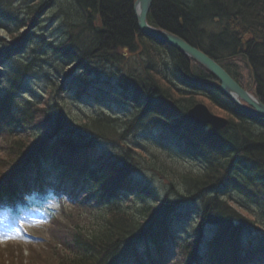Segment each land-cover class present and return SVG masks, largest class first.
Returning <instances> with one entry per match:
<instances>
[{"label": "trees", "instance_id": "16d2710c", "mask_svg": "<svg viewBox=\"0 0 264 264\" xmlns=\"http://www.w3.org/2000/svg\"><path fill=\"white\" fill-rule=\"evenodd\" d=\"M2 1L14 8L15 16L21 7L19 1L23 2ZM45 2L36 0L24 10L21 9L27 26L34 23V15L36 17L50 9H47ZM62 3L67 6L63 8L57 5L58 18L69 29L65 30L62 43L51 49L65 63L58 61L49 65L46 59L44 61L47 64L44 70L48 68L45 78L47 81L55 79L46 90V97L52 102L56 101L57 106L51 104L42 108L36 103L27 110L23 107L22 112H12L7 93L5 97L0 94L1 128L5 133L7 149L11 151L7 155L13 157L0 171V190L10 191V186L4 183L11 181L13 173L28 160L43 163V155L59 158L56 153H65L59 158L62 163L66 159L72 161V167H78L76 176L79 178L82 175L91 186L89 200L91 208L96 209L91 220L96 224L85 226L80 231L76 228L74 236L67 237V243L59 247L60 254L58 246H53V254L60 258L52 264H148L163 259L171 263L177 255L181 258L180 264H227L229 259H232L230 264H264V232L261 230L264 228V216L251 215L239 209L241 223L236 226L229 207L223 201L215 196L212 202L202 198L204 183L218 186L223 179H229L230 189L259 187V193H255L264 197V120L245 115L232 104L217 86L209 84L211 80H216L198 64L192 60L190 62L172 46L139 31L132 10L133 0H63ZM72 8L79 15L76 18L71 16ZM95 10L100 13L98 27L89 18L90 12ZM147 21L151 26L179 35L220 61V65L240 86L264 102V0H152ZM221 26L225 29L224 34L218 31ZM17 30L9 35L11 39L23 38ZM84 34L89 35L88 39L81 38ZM228 38L231 41H227ZM1 45L5 43L0 42ZM64 47L71 51L72 56L82 59L86 55L83 64L86 63L93 71V65L108 68L105 74H114L110 67L123 69L124 75L118 76L116 82L132 93L141 86L145 96L129 100L132 108L123 117H112L105 113L78 114L76 110L74 113L73 104L77 101L63 98L60 90V78L64 76L63 69L68 64V59L65 60L62 55ZM122 49L127 52L138 49L140 56L144 54L147 57L144 66L139 68L142 75L139 69L135 75L134 70L126 64L119 52ZM28 54L20 58L17 53L9 58L7 69L0 77L3 83L11 87L8 94L24 76L41 67L37 65L41 55L34 48L32 59H27ZM233 54L237 55L224 59ZM245 55L248 64L243 59ZM185 72L195 74L197 79ZM89 77L83 80L88 81ZM180 81L187 84L180 85ZM2 86L0 84V92ZM127 93L130 94L129 91ZM93 102L103 103L100 98ZM143 102L147 103L143 106ZM196 102H207L208 106L216 108L211 109L213 112L226 114L229 118L226 127L212 131L190 120L186 111ZM153 117L160 118L155 123L159 136L145 132L147 123L154 122ZM17 118H21V121H17ZM28 122L30 125L33 122L45 123L46 128L43 131L38 129L33 136L20 132L15 135V127L22 128L20 124L25 127ZM31 128L28 130L31 131ZM58 132L60 137L51 146L50 152L36 154V150L48 146H44V139ZM177 141L181 145L176 144ZM106 144L115 146L105 148ZM95 145L104 149L102 160L117 157L111 161L112 165L109 163L110 167L105 164L106 161L101 164L92 158L86 162V159L77 157L74 163L73 149L87 150ZM204 150L209 151V157L217 159L213 164L226 163L224 170L214 165L202 170V174L197 172L191 155ZM107 151L111 154H106ZM120 163L121 170L117 169ZM65 164L71 169L67 162ZM125 168H141L150 172L147 192L141 188L128 200L122 198L119 193L120 188L126 186L121 178ZM231 168L235 169V176L230 173L232 179L227 173ZM114 176L116 179L112 184ZM148 193L154 196V200L144 197ZM212 203L217 207L214 210L210 206ZM107 206L110 208L106 209ZM164 211H168L170 216L166 217ZM193 212L196 217L192 215ZM232 228L253 229L259 232L260 237L258 239ZM117 241L121 242L120 257L116 263L114 258L106 262V246L113 244L116 250ZM173 250L175 255L171 253ZM11 252L8 251L7 256H12Z\"/></svg>", "mask_w": 264, "mask_h": 264}, {"label": "rangeland", "instance_id": "374dc122", "mask_svg": "<svg viewBox=\"0 0 264 264\" xmlns=\"http://www.w3.org/2000/svg\"><path fill=\"white\" fill-rule=\"evenodd\" d=\"M9 1L11 2L12 0H9ZM30 1L33 3L36 0H30ZM62 1L63 0H56V2L52 3L54 6L56 5L55 8H52L54 6L47 7V9L50 8L51 10L49 9L46 11V13L45 12L40 13V15L36 16L38 21H35L34 26L31 29H29L31 31L30 32L28 31L27 36H25V38L27 39L24 42L26 44L25 48L23 50V46L17 47L16 51L18 53H21L22 55H27L29 46L32 45V46H35L36 49L48 50L45 53L53 54L51 56H57V54L51 49V47H55V45L61 44L62 36L65 35L64 34L65 30L69 29V28H65L64 24L61 23L62 22L61 19L58 18L57 5H61V7L63 8L67 6L65 5V3H62ZM28 3L29 2L26 3L25 0H23V2L19 1V4H21V7L17 9L18 16H15L14 17L15 19L17 18L24 19V15H23L24 11H22L21 9L23 8L24 10L26 7H28ZM133 3H134V0H133ZM15 4H17V2H15ZM2 6L5 9H7L6 7H8L6 2L4 3L2 2ZM77 11H78V8H77ZM83 12L87 13L88 10H83ZM70 13H72L71 16L73 18L74 17L76 18L77 16H79L75 8H72ZM89 18L91 19V23L94 26H97V27L100 26V13L97 10H95L94 12L91 11ZM75 22H77V20ZM13 25L14 24L10 16L9 25L5 27L0 26V31L3 30L2 32L5 33V35L4 34H1V35L5 37H9L8 34H12L13 31H16L17 29L19 30V33H22V31H26L25 29H20V27H16ZM81 33H84V32L81 31ZM88 36H89L88 34H84L83 37L81 38L88 39ZM83 42L84 41H82V43ZM0 49H1L0 53L7 50L4 47H0ZM136 50H134L133 52H127L126 49L125 50L122 49L121 51H119L121 53V57L124 58V61L126 62V64H128V66H130L134 70L133 73L135 75H137L138 69L141 68V66H144L143 64H145L146 59H147V57L144 54L140 56L138 52L139 50L138 49ZM59 52L61 53V51ZM62 52H63L62 55L64 56L65 60L68 59V64L65 68V71L69 72L71 71V69H74L76 66L80 65L81 67L75 70L76 71L75 73L81 74L80 73L81 68H83L84 66H88L86 63H84L85 65L83 66V60L86 55L82 59L81 57L73 58L71 61L75 60L74 61L75 65H73L72 67L71 63L69 62V59L71 58L70 56H72L71 51L68 48H65L63 49ZM236 55L237 54L229 55L224 59L226 60ZM87 57L91 59L94 58L93 56H87ZM44 58L45 56L43 57V55H41V58L39 59L40 63L37 64L41 66L39 67L41 72H39L37 76L38 80H35L36 78L34 79L36 81L35 84H37L38 90L30 87L31 90L34 92V94H32L31 92H28L22 95L21 96L22 98L19 97V102H21L20 106L22 110H23V107H25V110H27L30 105L36 104V103L37 104L39 103V106H41L42 108L43 107L46 108L51 104L53 105L56 104V101L52 102L51 99L46 97V90L49 88L51 84H53L52 82H54L55 79H53L54 81L46 80L45 77H47L48 75L47 74L48 70L46 69L48 68L44 70V66L47 65V64H44V61H45ZM52 64L53 62L50 61L49 65H52ZM93 66H95V70L93 71L91 77H89L90 79L88 78L90 87L87 88L88 92H90L93 95V96L91 95V97H93V100L92 102L89 101L87 103H84V102L82 103L78 102V104L74 103L73 106L75 109L73 108V111L76 110L78 114L81 113V114H87V115H98L99 113H105V114H109L112 117L115 116L117 118L121 116L122 117L125 116L129 112L128 109L132 107H130L129 101L122 100V98L129 99V97L121 93L123 91V87L118 82H116L117 81L116 78L118 76L124 75L123 69L116 70L115 67H112L114 71L113 73L116 75L115 76L112 73L105 74L107 73V70H108V68L106 67L97 66V65H93ZM220 67L222 66L220 65ZM139 71L141 73L140 69ZM52 78L54 77L52 76ZM75 78L77 79V81H80L81 79L83 80V78H80V76H75ZM211 82L212 84L216 83V81L214 80L213 81L211 80ZM100 92H102L105 95V98L107 99V102L110 104L111 108H108L106 106L105 107L98 106L96 104L94 105V102H93L94 97L100 98L99 97ZM126 94H129V93H126ZM256 98H259V97L256 96ZM52 99L56 100L55 97H52ZM44 102H46L47 104L44 105L43 104ZM204 104L206 105V107H208L209 110L216 109L213 105L208 106L207 102H205ZM55 106H57V104ZM211 111L214 115H217L219 117L228 118V116H226V114L224 113L222 114L220 112H213V110ZM153 118H154V122L147 123L148 129H145V132H147V134L153 133L159 136V132L155 128V123L160 118L158 117H153ZM17 121H21V118H17ZM20 125L22 128H19V129L22 130V133L25 134V136L26 135L33 136V134L37 132L38 129H42L43 131L46 128L45 123L33 122L30 125V123L28 122L25 127H23L22 124ZM32 126L34 127L31 128ZM28 128H31V131H29ZM4 138L5 136H2L0 134V160H1L0 161V171H2V169H4L6 165L9 164V161L13 159L11 155H7V152H11V151L7 149V145L4 142L6 138L5 139ZM54 140L56 139H53L52 141L55 142ZM122 147L126 148L124 145H122ZM88 149L89 148H87V150ZM99 150L96 147L95 149H92L90 151L92 152L91 154L93 155L94 154L99 155V152L104 151L102 147ZM105 153L111 154L109 151ZM36 166L38 167V165ZM41 169L44 172L43 178L47 179V176L50 174L49 172H45L46 166L45 165L41 166ZM137 171L141 173L143 176L150 177V175L147 174L146 170L139 168V170ZM40 176L42 175L40 174ZM45 182L49 183L50 181H45ZM80 197L81 196L75 197L74 198L75 200H71V201L65 198L61 200H57L56 198L53 199L52 197L48 199L46 204H43L42 202H38V201L28 204L32 206L33 210H35L34 213H29V215L25 219L21 220L18 224L14 225L13 227H10L12 230V233H11L12 235L10 237L2 238L3 233H6V231H5V228H3L0 225V244L2 246L0 247V262H4V264H10V263H13V264H52L55 260L59 259L60 257L58 255L52 254L51 249L53 248V246H57L58 245L57 243H61L65 241L64 238L70 237L71 235L74 236L73 232L76 228H78L80 231L85 226L96 224L94 223V221L92 222L91 220V216L92 214L95 215L96 209L91 208V204L88 206V204L85 203L83 200H80L81 202L76 201V199L78 200ZM52 219L53 221L50 223ZM48 223H50V226ZM23 234L29 235L33 238V240L29 242L28 244L30 243L33 244L35 248L34 250L31 247V245L26 244L29 237L24 236ZM6 239L14 240V241H9L7 242V244L2 245L3 241H5ZM10 248L13 249V251L11 252L12 256H7L9 254L7 253V251ZM60 253L61 251H59V246H58V254Z\"/></svg>", "mask_w": 264, "mask_h": 264}, {"label": "bare ground", "instance_id": "6f19581e", "mask_svg": "<svg viewBox=\"0 0 264 264\" xmlns=\"http://www.w3.org/2000/svg\"><path fill=\"white\" fill-rule=\"evenodd\" d=\"M26 1V3L27 2H29L28 3V5H30V4H32V2L30 1V0H25ZM2 0H0V26H3V27H5V26H7V25H9V23H10V16H11V19H12V22H13V26H16V27H20V29H25V30H27V31H31V30H29V29H31L33 26H34V23H35V21H38V19H37V17H35V15H34V23L32 24V25H28L27 26V20L26 19H15L14 17H15V15H12L14 12H15V10H14V8H12V7H6L7 9H5L3 6H2ZM54 2V0L51 2V0H46V2H45V6H47V7H51V6H54L52 3ZM47 10V9H46ZM132 10H133V5H132ZM44 11V10H43ZM133 14H134V16H135V12L133 11ZM17 16V15H16ZM135 18H136V16H135ZM147 24L149 25V26H151V24H149L148 22H147ZM15 29H17V28H15ZM2 30V29H1ZM225 29L223 28V26H221V28L219 27L218 28V31L221 33V34H224V31ZM3 31V30H2ZM2 31H0V42H3V43H5L3 40V38L5 37V36H3V35H1V34H4L5 35V33H3ZM17 32H19V30L17 31ZM174 34V33H173ZM8 35H10V34H8ZM175 35H177V34H175ZM183 42H186L189 46H191V47H193V48H195V49H197V50H199V51H201L202 53H204L205 55H207V56H209L208 54H206L204 51H202L201 49H199L198 47H196V46H194V45H192L191 43H189L188 41H186V40H184V38H182V37H180L179 35H177ZM5 39H8L7 37H5ZM156 39V38H155ZM156 40H158V41H160L161 42V40H159V39H156ZM227 41H231L229 38L227 39ZM6 44V43H5ZM8 44V43H7ZM32 48H34L35 49V51H36V53H38V54H40V55H44L45 56V58L44 59H46L48 62H53V63H56V62H63V63H65V61L63 60V59H61L59 56H51V55H53V54H47V53H45V52H47L48 50H45V49H36V47L35 46H32L30 49H29V56H28V59H32V57H31V53H32ZM175 50H177V48L176 47H173ZM178 51V50H177ZM178 52H180V51H178ZM181 53V52H180ZM47 55H49V56H47ZM184 55V54H183ZM186 56V55H185ZM210 57V56H209ZM186 58L190 61V60H193V59H191L190 57H188V56H186ZM212 60H214L212 57H210ZM243 59H245V61H247V64H248V58H247V56L245 55L244 57H243ZM232 60V59H231ZM194 61V60H193ZM191 62V61H190ZM189 62V63H190ZM214 62L217 64V65H219L220 66V61H217V60H214ZM194 63L197 65H199L201 68H203L205 71H207V72H209V74L211 75V77L213 78V79H215L216 80V82H218L219 83V81H218V77H216L214 74H212V72H210L204 65H202L200 62H198V61H194ZM0 65H3V66H5L6 67V65L3 63V60H1L0 59ZM115 67V66H114ZM6 69H7V67H6ZM111 69H113L112 67H111ZM193 70V69H192ZM226 71V70H225ZM71 72L75 75V76H80V78H83V79H87V77H91V75H92V73H93V70H91V68L89 67V66H84L83 68H81V74H78V73H75L76 71L74 70V69H71ZM178 73L179 72H177V74H176V77L178 76ZM180 73H183V72H180ZM226 73L228 74V72L226 71ZM184 74H186V75H188V76H191V78H195V79H197V77H196V75L195 74H190V72L189 73H184ZM229 75V79L232 81V82H235V83H237L238 84V82L230 75V74H228ZM183 77H184V75H183ZM62 78H63V76L60 78V83H61V80H62ZM66 79V81H67V78H65ZM175 82L177 81V80H174ZM213 81V80H212ZM93 83V82H92ZM212 82H209V84H211ZM183 84H187V82H182V81H180V85H183ZM81 85H82V87L83 88H85V89H87V88H89L90 86V84H89V82L87 81V80H82L81 81ZM96 85V84H95ZM239 85V84H238ZM93 86H94V84H93ZM137 86H140L139 84L137 85ZM212 87L213 86H217L218 88H219V86L216 84V83H213L212 85H211ZM240 86V85H239ZM242 87V86H241ZM243 88V87H242ZM139 89V88H138ZM243 89H245V88H243ZM143 88L140 86V89L139 90H136V91H134L133 93L128 89V88H123V91L124 92H121L122 94H125L127 97H129V99H125V98H122V100H124V101H129V100H131L132 98H134V99H137V98H140V97H144L145 96V94L143 93ZM130 92V94H126L127 92ZM224 93V92H223ZM225 94V93H224ZM78 96V100H80V102H84V103H87V102H89V101H91L92 102V97L91 96H88L87 98H84V96H82V94H78L77 95ZM99 97H100V99H101V101L105 104V106L106 107H108V108H111V106H110V104L107 102V99L105 98V95L102 93V92H100V94H99ZM259 99V101L263 104V106H264V102L260 99V98H258ZM147 102H143V106L146 104ZM150 103V102H149ZM44 105H46V103H43ZM150 104H154L153 102H151ZM168 104V103H167ZM165 107V106H164ZM249 111V110H248ZM247 111V112H248ZM248 114H251L252 116H255V117H257L258 115H256V114H253L251 111L250 112H248ZM214 115V114H213ZM217 116V115H216ZM259 118H264V117H260V116H258ZM222 118H224V117H222ZM226 120H227V123L229 122V118H225ZM220 129H223V127L222 128H220ZM132 130V129H131ZM126 132H128V131H126ZM140 136H142L141 134H139ZM99 146H101V145H99ZM104 146H106L105 148H109V147H114L115 146V144H106V145H104ZM90 150H92V149H89V150H84V151H79L78 149H73L72 150V153L73 154H76L77 155V157H79L81 160H85L86 159V162H89V160L92 158V159H96V157H95V155H93V154H91L92 152L90 151ZM37 151V150H36ZM36 154H38L37 152H36ZM113 154H116V153H113ZM112 154V155H113ZM209 155V151H202V152H195V153H192V155H191V157H192V159L194 160V163H195V166H194V168H195V170L197 171V172H201V174H202V170H204L205 168H208V167H213L214 165H217V167H219L220 168V170H224V167H225V164L226 163H221V162H218V163H216V164H213V163H215L216 162V158H212V157H209L208 156ZM169 156V155H168ZM44 159H45V157L44 156H42ZM112 157V156H111ZM109 158V157H107L105 160H104V162L106 161V165L108 166V167H110L109 166V163H111V165H112V162L111 161H114V159H116L117 157L116 156H113L112 158ZM225 162V161H224ZM121 164V163H120ZM121 167H122V164H121V166L120 167H118L117 169H119V170H121ZM222 168V169H221ZM115 169V168H114ZM125 172H123V174H121V178L122 179H124V184H126V186L123 188V190H122V194L124 195V196H130V195H133V194H135V193H137L138 191H139V188H137L135 185H134V183H135V181L139 178V174H138V172L136 171V170H132V169H126L125 168V170H124ZM227 173L231 176V179H232V177L233 176H235V169L234 168H231L230 169V172H228L227 171ZM233 175H231V174ZM147 180V182H149L150 181V179H146ZM228 181H229V179L227 180V181H224V179L223 180H221L220 181V183L218 184V186H215V185H211V184H209V183H204V192H203V195H202V198L204 199V200H206V201H208V202H212L213 201V199H214V196H215V198L217 199V200H219V201H223V203L225 204V206L227 207H229L228 209L230 210V213H231V216L233 217L232 218V220H233V222H234V224L236 225V226H238V223H241V219H240V214H239V212H240V210H242V211H244V212H249L251 215H258V214H261V215H263L264 216V206H263V204H264V197H262V196H260V195H258V194H256V193H259V187H253V188H245V187H242V186H240V187H238L239 189H230L229 188V183H228ZM146 182V181H145ZM215 183H216V181H215ZM17 184H19V183H17ZM157 189L158 190H160V187H159V185H157ZM256 192V193H255ZM259 196L258 198H252V197H255V196ZM252 196V197H251ZM144 197L146 198V199H149V200H154V196H152V195H150L149 193L148 194H145L144 195ZM146 205V204H145ZM259 205H262V207H258ZM147 206H149V205H147ZM211 206V208H212V210H214V209H216L217 207L216 206H214L213 205V203H212V205H210ZM230 207H236V208H230ZM110 208V206H107L106 207V209H109ZM260 209L258 212H257V209ZM240 209V210H239ZM174 213V212H173ZM164 215L166 216V217H169L170 216V214H169V212L168 211H164ZM192 215H194L195 217H196V213L194 214V212L192 213ZM197 218H199V216L197 217ZM233 230H240V231H243V232H246L247 234H249L250 236H252V237H255V238H258L259 239V237H260V234H259V232H257V231H255V230H253V229H243V230H241V229H236V228H232ZM261 230L264 232V228H261ZM64 240L65 241H63V242H61L62 244H66L67 243V241H68V239H66V238H64ZM212 242V240L210 241V243ZM254 242V241H253ZM115 243V242H114ZM121 242L120 241H117V244H116V250L113 248V244L111 245V244H108L107 246H106V248L105 249H107V254H106V262H109L111 259H113L114 258V261H115V263H116V261H117V259L120 257L119 256V248L121 247V244H120ZM73 251V250H72ZM71 251V252H72ZM53 250H52V254H53ZM55 252L57 253V250H55ZM201 253L203 254V250H201ZM55 255H57V254H55ZM180 260H181V258L180 257H178V255L177 256H175L174 257V259H173V261L170 263V262H168V261H166V259L164 260H162V261H158V262H151V263H148V264H180L179 262H180ZM227 264H230V263H232V259H229V260H227V262H226Z\"/></svg>", "mask_w": 264, "mask_h": 264}, {"label": "water", "instance_id": "95a60500", "mask_svg": "<svg viewBox=\"0 0 264 264\" xmlns=\"http://www.w3.org/2000/svg\"><path fill=\"white\" fill-rule=\"evenodd\" d=\"M152 0H134L133 11L135 12L137 28L148 36L159 39L173 47H176L182 54L190 57L194 61L200 62L212 74L218 77L219 87L229 99L244 111L252 112L260 117H264V106L258 98L244 90L237 83L229 79L226 71L217 65L214 60L201 51L183 42L177 35L147 24V13L150 9ZM245 102L247 105H244ZM190 118L201 124H209L212 129L217 130L227 124L225 118L213 115L203 104H196L188 110Z\"/></svg>", "mask_w": 264, "mask_h": 264}]
</instances>
